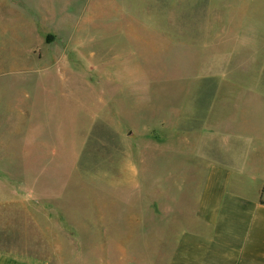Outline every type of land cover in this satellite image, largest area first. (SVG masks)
Instances as JSON below:
<instances>
[{
	"label": "rangeland",
	"instance_id": "374dc122",
	"mask_svg": "<svg viewBox=\"0 0 264 264\" xmlns=\"http://www.w3.org/2000/svg\"><path fill=\"white\" fill-rule=\"evenodd\" d=\"M142 14L134 0H0V166L11 167L0 178L43 228L48 216L50 264H163L191 224L203 115L218 101L209 67L230 52H175L140 30ZM262 74L258 63L221 76L255 85ZM235 88L219 92L216 117L236 133L264 123V91L231 99Z\"/></svg>",
	"mask_w": 264,
	"mask_h": 264
},
{
	"label": "crops",
	"instance_id": "0c3cea01",
	"mask_svg": "<svg viewBox=\"0 0 264 264\" xmlns=\"http://www.w3.org/2000/svg\"><path fill=\"white\" fill-rule=\"evenodd\" d=\"M134 1L143 11L136 20L140 30L155 39H165L167 35L175 52L191 51L195 43L207 50L216 47L230 52L226 54L227 61L222 56L219 65L209 67L210 73L218 76L208 82L211 86L207 88L216 90L215 100L223 97L219 92L228 85L237 87L228 93L231 99L241 96H237V91H264L263 81L255 85L225 82L221 76L231 72L243 78L258 63L264 73V0ZM148 25L151 31L145 30ZM223 93L225 97L227 92ZM218 101L205 108L203 116L208 119L204 123L211 130L200 134L196 143L208 165L191 224L174 239L163 264H264V123L251 125L255 121L252 119L248 129L236 133V124L232 127L225 118L216 117ZM225 121L234 129L227 133L216 131ZM226 137L250 141L246 145L226 144ZM0 169H11L10 162ZM10 184L9 179L0 178V264H50L48 216L44 217L43 228L42 220L41 224L34 221L38 211L34 213L25 204L18 206L26 199L11 192ZM110 241L116 251L125 252L121 242ZM152 241L160 256L159 240ZM57 264L79 263L58 257Z\"/></svg>",
	"mask_w": 264,
	"mask_h": 264
}]
</instances>
